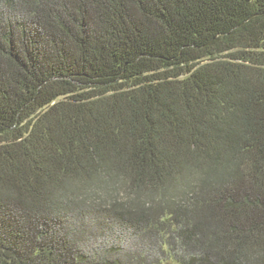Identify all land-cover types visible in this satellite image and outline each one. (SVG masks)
I'll return each instance as SVG.
<instances>
[{
    "label": "trees",
    "instance_id": "16d2710c",
    "mask_svg": "<svg viewBox=\"0 0 264 264\" xmlns=\"http://www.w3.org/2000/svg\"><path fill=\"white\" fill-rule=\"evenodd\" d=\"M264 264V0H0V264Z\"/></svg>",
    "mask_w": 264,
    "mask_h": 264
},
{
    "label": "rangeland",
    "instance_id": "374dc122",
    "mask_svg": "<svg viewBox=\"0 0 264 264\" xmlns=\"http://www.w3.org/2000/svg\"><path fill=\"white\" fill-rule=\"evenodd\" d=\"M165 264H174V263H173L172 261H171V262L169 261V262H167V263H165Z\"/></svg>",
    "mask_w": 264,
    "mask_h": 264
}]
</instances>
